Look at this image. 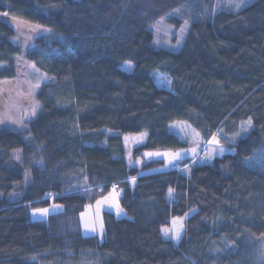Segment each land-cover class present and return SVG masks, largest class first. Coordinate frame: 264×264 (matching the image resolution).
Returning a JSON list of instances; mask_svg holds the SVG:
<instances>
[{
	"label": "trees",
	"instance_id": "obj_1",
	"mask_svg": "<svg viewBox=\"0 0 264 264\" xmlns=\"http://www.w3.org/2000/svg\"><path fill=\"white\" fill-rule=\"evenodd\" d=\"M215 2L0 0L45 30L24 49L0 16V82L20 57L50 78L24 130L0 127V264H264V0ZM162 20L189 22L178 49L157 45ZM143 132L139 151L206 150L216 136L234 152L142 175L121 135ZM113 185L129 217L106 211L104 240L85 235L81 214ZM51 202L64 210L34 222ZM189 213L176 243L171 219Z\"/></svg>",
	"mask_w": 264,
	"mask_h": 264
},
{
	"label": "rangeland",
	"instance_id": "obj_2",
	"mask_svg": "<svg viewBox=\"0 0 264 264\" xmlns=\"http://www.w3.org/2000/svg\"><path fill=\"white\" fill-rule=\"evenodd\" d=\"M218 8L225 7L228 9H241L243 6L252 3L255 0H215ZM237 5H240L237 7ZM190 13V12H189ZM7 17L16 30L15 37L24 49L31 47L36 36L45 33V30L37 24L27 22L19 17H11L7 14H0ZM156 34V43L159 47L176 50L180 47L182 40L185 38L189 22H185L180 29L165 23L164 20L153 27ZM17 77L12 81L0 82V127H8L14 130H24L27 121L35 118L40 112V104L36 99L38 89L50 81V78L41 72L33 63L26 58H17ZM122 68L128 72H132L134 65L126 62ZM154 79L158 86L171 89L172 79L160 72L154 73ZM108 135H117L116 132L107 130ZM125 147V160L129 167L139 169V173H156L166 171L171 166L181 164L188 159H194L200 154V146H191L180 150H141L147 140L145 132L138 134H122ZM216 136H213L206 146V158H215L223 154L234 152L221 143ZM19 152L15 154V159L19 160ZM159 160L162 163L152 170H144V164L149 161ZM47 200L50 196H46ZM54 199V198H53ZM52 199V200H53ZM45 210H47L45 212ZM64 210V206L59 203L51 202L50 205L40 209H34L31 212V218L35 221H48L50 215L60 213ZM106 211L113 212L117 218H128L129 215L124 210L120 195L115 189L106 191L100 195L93 204L89 205L80 216L82 231L85 235H97L101 241L105 238V218ZM192 213L185 216L174 217L171 219L169 233L172 234L174 242L178 243L184 234L185 221ZM179 235V239L176 236Z\"/></svg>",
	"mask_w": 264,
	"mask_h": 264
},
{
	"label": "built area",
	"instance_id": "obj_3",
	"mask_svg": "<svg viewBox=\"0 0 264 264\" xmlns=\"http://www.w3.org/2000/svg\"><path fill=\"white\" fill-rule=\"evenodd\" d=\"M200 150H201V155L204 154V153L206 152V150H205L204 147L201 148ZM180 169H181V166H178V165H175V166L172 167V170H174V171H180ZM114 188H116L115 185H113L112 189H114ZM116 190H117V189H116ZM118 193H119V192L117 191V194H118ZM48 196H50V199H49V200H52V199L55 197V196H54L53 194H51V193H49ZM46 198H47V197H46Z\"/></svg>",
	"mask_w": 264,
	"mask_h": 264
},
{
	"label": "snow or ice",
	"instance_id": "obj_4",
	"mask_svg": "<svg viewBox=\"0 0 264 264\" xmlns=\"http://www.w3.org/2000/svg\"><path fill=\"white\" fill-rule=\"evenodd\" d=\"M240 5H237V7H239ZM249 124H250V122H249ZM47 210H45V212H46ZM165 232L167 233V230H165ZM176 239H179V235H177L176 236Z\"/></svg>",
	"mask_w": 264,
	"mask_h": 264
}]
</instances>
